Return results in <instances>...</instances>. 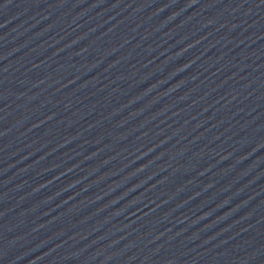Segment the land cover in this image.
Here are the masks:
<instances>
[{"label":"water","instance_id":"obj_1","mask_svg":"<svg viewBox=\"0 0 264 264\" xmlns=\"http://www.w3.org/2000/svg\"><path fill=\"white\" fill-rule=\"evenodd\" d=\"M0 264H264V0H0Z\"/></svg>","mask_w":264,"mask_h":264}]
</instances>
